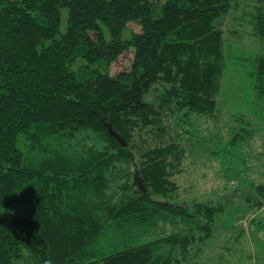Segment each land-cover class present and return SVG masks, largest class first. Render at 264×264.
<instances>
[{
  "label": "trees",
  "instance_id": "obj_1",
  "mask_svg": "<svg viewBox=\"0 0 264 264\" xmlns=\"http://www.w3.org/2000/svg\"><path fill=\"white\" fill-rule=\"evenodd\" d=\"M232 11L264 49V0H0V264H199L222 207L171 201L175 129L216 117L240 75L264 116V51L225 39Z\"/></svg>",
  "mask_w": 264,
  "mask_h": 264
},
{
  "label": "rangeland",
  "instance_id": "obj_2",
  "mask_svg": "<svg viewBox=\"0 0 264 264\" xmlns=\"http://www.w3.org/2000/svg\"><path fill=\"white\" fill-rule=\"evenodd\" d=\"M234 16L237 12L232 11L217 21L225 39L231 46H240L242 56L263 52V46L248 33L239 30L238 36H233ZM66 19L67 8L63 7L62 32ZM139 29L140 25L131 21L122 37L128 38ZM132 60L133 46L129 45L111 61L107 71L116 74L128 70ZM77 64L80 61L74 68ZM223 98L225 102L220 101L216 117L194 114L190 125L175 129L186 153L183 170L176 176L178 195L171 201L188 203L195 199L222 207L215 217L214 235L198 258L199 264H264V205L256 189L264 183L262 102L243 75L235 79L230 90H225ZM250 129L253 131L249 135L233 139L236 133Z\"/></svg>",
  "mask_w": 264,
  "mask_h": 264
},
{
  "label": "water",
  "instance_id": "obj_3",
  "mask_svg": "<svg viewBox=\"0 0 264 264\" xmlns=\"http://www.w3.org/2000/svg\"><path fill=\"white\" fill-rule=\"evenodd\" d=\"M111 134L113 136L116 137V139L123 145V146H126L127 145V142L125 139L121 138L116 132H114L113 130H110Z\"/></svg>",
  "mask_w": 264,
  "mask_h": 264
}]
</instances>
